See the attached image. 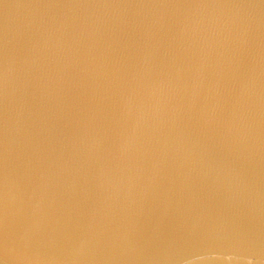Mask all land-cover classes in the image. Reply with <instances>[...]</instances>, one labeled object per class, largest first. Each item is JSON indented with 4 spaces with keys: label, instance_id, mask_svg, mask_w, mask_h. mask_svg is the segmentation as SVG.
I'll return each mask as SVG.
<instances>
[{
    "label": "water",
    "instance_id": "obj_1",
    "mask_svg": "<svg viewBox=\"0 0 264 264\" xmlns=\"http://www.w3.org/2000/svg\"><path fill=\"white\" fill-rule=\"evenodd\" d=\"M0 264H264V0H0Z\"/></svg>",
    "mask_w": 264,
    "mask_h": 264
}]
</instances>
